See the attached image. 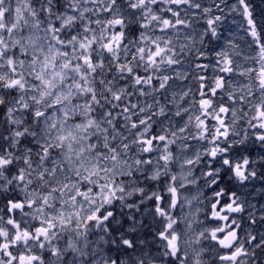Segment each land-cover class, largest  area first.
I'll return each instance as SVG.
<instances>
[{
  "label": "snow or ice",
  "instance_id": "snow-or-ice-1",
  "mask_svg": "<svg viewBox=\"0 0 264 264\" xmlns=\"http://www.w3.org/2000/svg\"><path fill=\"white\" fill-rule=\"evenodd\" d=\"M230 13L246 49L209 52ZM250 145L264 149L250 0H0V264H264V213L219 187L257 178ZM199 180L211 228L185 193Z\"/></svg>",
  "mask_w": 264,
  "mask_h": 264
},
{
  "label": "rangeland",
  "instance_id": "rangeland-1",
  "mask_svg": "<svg viewBox=\"0 0 264 264\" xmlns=\"http://www.w3.org/2000/svg\"><path fill=\"white\" fill-rule=\"evenodd\" d=\"M202 2H210V0H202ZM252 7L254 9V14L256 15L257 19L264 20V0H250ZM233 3V0H226V4ZM189 19H192V17H189ZM198 19V22L196 23V32L193 34L194 36L198 35L200 31H202L206 24L203 19ZM243 21L241 20L240 16L236 13H230L227 15V18L223 21L222 27L220 29L221 32V39L218 41H213L212 44H206L205 47L209 52H211L213 47H226L227 42L229 40H235V42L239 45L241 49H246L248 38L245 36V33L243 31L242 27ZM193 62V57H189L188 60H185L184 66L187 68L189 67L190 63ZM193 88L195 87V81L192 82ZM194 149H200L201 144L197 141L191 142ZM191 151V150H190ZM250 155L248 153H245V155H249V159H257V163L255 165L257 170V178L253 179L250 182H247V185L239 184L234 179H229L228 174L221 173V176L223 179L221 180L219 187L225 189L227 192L228 190L235 191L237 195L240 197L241 200H243L246 204L253 207V210L255 211L256 215L259 216L262 213H264V178L260 177V173L264 171V168L262 167V164H264V161L260 160L259 158L264 155V149H261L259 146H249ZM204 160H207V157H203ZM204 167L203 163L199 165V167H195L194 169V175L199 176L200 170ZM197 189H199V196L200 200L202 201L199 204L200 212L197 216V218L201 221V224L194 225V227H203L204 225H207L209 228L214 227L216 224H218V221L207 219L206 214L210 215L209 209L211 202L213 200L212 195V189L208 187L207 185H204L203 180H199V183L197 185H192L190 188L185 189V193L189 195L191 198L192 196L197 195ZM260 191V192H259ZM225 202V197H221ZM197 205V201L193 200V206L195 207ZM117 211H119L117 209ZM234 215V214H233ZM243 216V219L240 220V223L243 227H246V221L247 216L246 214H236ZM146 223L151 224V218L145 217ZM208 243V242H206ZM213 245L215 242H211ZM207 255V253H206ZM211 255L215 256V253H212ZM207 264H219L218 261L215 259L208 260Z\"/></svg>",
  "mask_w": 264,
  "mask_h": 264
},
{
  "label": "flooded vegetation",
  "instance_id": "flooded-vegetation-1",
  "mask_svg": "<svg viewBox=\"0 0 264 264\" xmlns=\"http://www.w3.org/2000/svg\"><path fill=\"white\" fill-rule=\"evenodd\" d=\"M264 168V167H263ZM221 200V203H224V201L222 200V199H220Z\"/></svg>",
  "mask_w": 264,
  "mask_h": 264
},
{
  "label": "water",
  "instance_id": "water-1",
  "mask_svg": "<svg viewBox=\"0 0 264 264\" xmlns=\"http://www.w3.org/2000/svg\"><path fill=\"white\" fill-rule=\"evenodd\" d=\"M238 235H239V233H238Z\"/></svg>",
  "mask_w": 264,
  "mask_h": 264
},
{
  "label": "bare ground",
  "instance_id": "bare-ground-1",
  "mask_svg": "<svg viewBox=\"0 0 264 264\" xmlns=\"http://www.w3.org/2000/svg\"><path fill=\"white\" fill-rule=\"evenodd\" d=\"M260 192V191H259Z\"/></svg>",
  "mask_w": 264,
  "mask_h": 264
}]
</instances>
